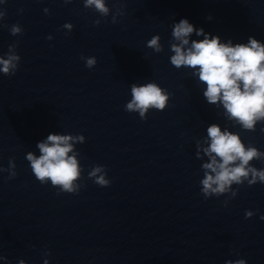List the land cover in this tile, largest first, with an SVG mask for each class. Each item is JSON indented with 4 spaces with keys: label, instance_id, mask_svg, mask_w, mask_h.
Returning a JSON list of instances; mask_svg holds the SVG:
<instances>
[{
    "label": "clouds",
    "instance_id": "9594fccd",
    "mask_svg": "<svg viewBox=\"0 0 264 264\" xmlns=\"http://www.w3.org/2000/svg\"><path fill=\"white\" fill-rule=\"evenodd\" d=\"M92 6L107 16L109 9L104 0H85L84 7ZM66 27L71 28V25ZM18 32L20 28L13 26L12 34ZM193 33L197 36L203 35L204 39L193 40L190 47H185L189 45V37ZM172 36L178 43L171 46L174 52L171 64L177 68L187 66L197 70L195 74L207 85L203 95L208 103L222 102L230 117L246 129H252L257 120L264 119V44L252 37H249L248 44L233 45L231 41L221 43L218 36L210 39L202 28H195L187 19H181L174 24ZM159 40V36H154L148 41V47L157 52L161 51ZM19 60L17 55H9L7 59L0 58V72L6 76L15 75V62ZM95 63V58L89 57L86 67L91 68ZM131 91L133 99L128 103L127 110L139 111L141 117L150 107L163 110L166 106L168 97L155 83L139 87L133 84ZM207 132L211 143L204 151L210 157V162L203 167L210 170V173L206 172L201 182L206 197L230 191L233 183L242 184L245 180L250 186L257 181L264 183V170H257L249 164L253 159H258L261 153L255 148L246 149L238 135L222 132L215 124L211 125ZM73 139L74 137L69 135L49 134L45 141L37 144L40 155L37 157L29 152L26 159L39 182L43 184L50 181L52 186H59L62 192L76 194L80 189V185L75 184L80 177V168L75 156L69 155L73 150L70 143ZM79 139L82 141L83 137ZM9 163L11 167H15L11 161ZM102 171L101 167H95L89 176L95 177L94 182L97 185L107 187L110 180L103 174L97 175ZM12 175L15 176V173ZM252 215L251 211H246L245 218ZM261 219H264V216H261ZM21 264L24 262L21 261ZM226 264L246 262L238 259L229 260Z\"/></svg>",
    "mask_w": 264,
    "mask_h": 264
}]
</instances>
